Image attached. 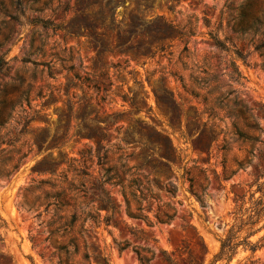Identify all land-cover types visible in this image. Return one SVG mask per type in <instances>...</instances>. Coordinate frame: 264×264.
Listing matches in <instances>:
<instances>
[{
    "label": "rangeland",
    "instance_id": "rangeland-1",
    "mask_svg": "<svg viewBox=\"0 0 264 264\" xmlns=\"http://www.w3.org/2000/svg\"><path fill=\"white\" fill-rule=\"evenodd\" d=\"M135 16L146 23L173 24L179 31L156 40L149 51L139 45L151 37L143 30L119 44V33L128 32ZM83 18L97 22L94 31ZM212 36L226 48L217 47ZM0 56L9 61V69L0 75V112L5 119L11 114L0 126V264H51L54 249L45 241L42 218L35 217L38 202L32 207L48 187L32 193L24 187L33 179L57 182L64 175L62 185L67 187L88 151L92 158L85 172L92 176L84 180L90 186L101 170L95 141L83 136L94 119L101 121L106 135L102 144L109 148V164L120 181L106 185L112 199L124 205L122 186L131 179L118 161L124 153L130 155L128 167H139L133 172L177 187L172 195L154 184L161 202L148 198L144 206L152 204L156 210L167 203L177 212L172 221L154 226L123 214L139 237H157L156 246L135 239L119 223L112 233L95 228L90 251L105 249L110 264H165L160 248L186 264L188 253L181 249L195 254L203 241L204 264H212L234 220L235 194L254 191L251 185L264 169V144L252 146L234 135L236 125L264 142V0H0ZM25 92L29 101L21 98ZM213 130L218 137L214 143ZM156 133L167 136L174 148L171 171L145 162L154 158V150L165 148L162 139L152 138ZM208 138L211 146H200ZM224 139L226 151L221 149ZM32 143L37 146L29 147ZM252 148L255 158L237 169L235 160L245 162ZM43 158L40 173L34 166ZM185 169L191 171L204 207L189 191ZM140 179L146 193V179ZM114 237L150 245L154 253L139 249L141 262L132 246L119 252ZM215 264H264V246L254 253L240 247L230 262Z\"/></svg>",
    "mask_w": 264,
    "mask_h": 264
},
{
    "label": "trees",
    "instance_id": "trees-1",
    "mask_svg": "<svg viewBox=\"0 0 264 264\" xmlns=\"http://www.w3.org/2000/svg\"><path fill=\"white\" fill-rule=\"evenodd\" d=\"M83 20L90 26L91 30H95V25L97 22L89 20L88 18H83ZM143 30L150 33L151 37L148 41H140L139 45L143 46L144 50H151L152 44L156 40H163L169 34L177 33L179 30L173 24L163 22L158 23L157 20H151L149 22H143L140 18L135 16L131 23H129L127 33H119V44H126L130 36L134 35L138 31ZM95 37L97 35L95 34ZM214 44L222 49H225V45L218 39L212 36ZM130 47V46H127ZM163 48V45H161ZM9 69V61L6 60L3 56H0V75L4 74ZM22 99L29 101V92H25L21 95ZM159 102L164 101V97L161 95H156ZM223 100L219 99L218 104H222ZM170 102L176 106L175 101L170 98ZM11 114H8V118ZM7 119L3 117V113L0 112V126H3ZM190 121H187V128L189 129ZM252 129H260L256 125H248ZM235 131L234 135L242 141L248 142L252 146L255 143L259 142L264 144V142L251 134H247L237 128L234 125ZM129 129H126L125 132H128ZM190 133V130H188ZM83 136L94 140L97 147L98 153L96 158L98 159L97 164L101 166L99 171V176L94 177L95 181L91 182V185L88 186L84 176H90L91 174L85 172L87 168H90L88 165V160H91V151H88V159H83L80 163V169L74 168L76 171L77 177L68 182V186L65 187L62 185L63 182L67 181V176H63L62 179H55L57 182H54L52 179L45 180H35L24 187L26 193H32L34 191L43 190L44 187H48L47 190H44L42 196H39L33 202V206L38 202L37 213L35 217L42 218L40 225H45L47 228V235L45 241L49 242L53 247V252L50 254L51 264H110L109 254L105 252V249H95V253H92L89 249V238L92 237L93 231L95 228L104 227L112 233V228H118L119 223L124 224V229L129 232L135 239H143L146 243L153 242L155 246L158 243L157 237L151 235L148 237H139L134 231V229L128 225L126 220L123 217V214H126L129 218L145 221L149 226H154L157 223H168L172 221L176 215V209L170 204L163 203L159 205L156 210L153 209L152 204L144 206L145 202H148V198H154L161 202V199L157 192H154L152 186L157 184L159 189H165L167 193L174 195L177 191V187L169 182L168 187L163 184H159L157 178L149 179V175L142 174L137 171H132L133 168L138 169L139 167H128V158L130 155L121 153L118 158L120 162V167L125 169V172L131 176V179L128 181V185L125 188L122 186V195L124 199V205L122 202L114 201L112 199V192L106 187L107 184L116 186L120 184L118 180V175L115 171V166L109 164L108 160V151L109 148L102 144L105 138V132L102 129L101 121L99 119H94V122L88 125V131ZM184 138L187 136L184 134ZM215 135V130H213V143L216 142L218 137ZM163 140L165 148L159 149L158 151L154 150V158L151 156L146 157L145 162H148L153 167H157L162 170H172V163L175 158V151L171 144V141L167 136L156 133L155 137ZM15 140H9L8 144H13ZM36 145L32 143L29 147ZM210 144L209 138L201 141V145ZM37 146V145H36ZM149 146L144 144L143 148H148ZM202 148V147H201ZM222 150L226 151L227 143L224 139V144L221 147ZM30 150V149H29ZM104 152L101 155L100 152ZM20 154V150H18ZM83 158L86 156L85 152H81ZM250 158L245 162L235 160L237 169L244 168L245 165H249L251 161L255 158L254 148L249 151ZM27 156L26 153H22L20 157L16 160V164L12 165V169L15 170L19 167L22 159ZM43 163H46V160L43 158L35 164L34 168H37V171L42 173L43 170H39ZM226 166L224 165V172H226ZM237 171V170H236ZM235 173V170L232 171ZM142 175L147 182L148 187L146 188L147 192L143 190V182L140 179ZM184 175L189 181V191L197 198L201 205L205 206V200L201 195L195 191V179L191 175L189 169H185ZM92 176V175H91ZM184 177V176H183ZM264 177V169L259 170L252 187L255 185L256 189L251 191L249 195L247 194H235V199L237 201V206L234 214V220L232 224L227 229L225 235L220 239V249L213 258L212 264H215L217 261L226 260L230 262L233 257L238 252V249L242 247L243 249H248L252 253L256 252L258 249L264 246V234L255 242L251 238L257 233L264 230V182H260V179ZM204 179L207 180L208 176H204ZM256 192H261L259 197H255ZM156 196V197H155ZM132 205L135 206L132 209ZM31 207V208H32ZM152 214V215H150ZM48 215V218L45 219V216ZM1 219V218H0ZM33 241V238L31 237ZM114 243L117 245L119 252H123L130 246L138 254L139 261H143V258L140 256L139 249L143 251L154 253V248L150 245H132L127 239L118 240L114 237ZM161 254V260L165 264H178V260L169 254L167 251L158 248ZM180 247H177L179 250ZM183 252L188 253V260L186 264H204L206 259L207 248L202 241L199 250L193 254L189 249H181ZM43 257V253H41ZM77 258V261L74 263V259Z\"/></svg>",
    "mask_w": 264,
    "mask_h": 264
}]
</instances>
